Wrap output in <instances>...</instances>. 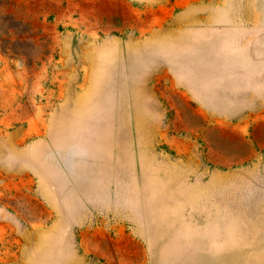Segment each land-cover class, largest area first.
Masks as SVG:
<instances>
[{
	"label": "rangeland",
	"instance_id": "rangeland-1",
	"mask_svg": "<svg viewBox=\"0 0 264 264\" xmlns=\"http://www.w3.org/2000/svg\"><path fill=\"white\" fill-rule=\"evenodd\" d=\"M132 1L0 0V264H264V122L240 155L169 76L121 74Z\"/></svg>",
	"mask_w": 264,
	"mask_h": 264
},
{
	"label": "crops",
	"instance_id": "crops-1",
	"mask_svg": "<svg viewBox=\"0 0 264 264\" xmlns=\"http://www.w3.org/2000/svg\"><path fill=\"white\" fill-rule=\"evenodd\" d=\"M138 1L148 16L128 20L120 35L113 34L112 19L104 21L110 27L104 58L121 74L169 76L188 100L178 108L193 110L188 122L202 112L235 122L237 153L255 154L252 129L264 122V13L256 12L261 8L249 0L230 9L215 0H133L130 6Z\"/></svg>",
	"mask_w": 264,
	"mask_h": 264
}]
</instances>
